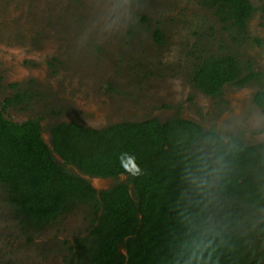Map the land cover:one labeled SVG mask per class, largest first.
<instances>
[{
	"label": "trees",
	"instance_id": "1",
	"mask_svg": "<svg viewBox=\"0 0 264 264\" xmlns=\"http://www.w3.org/2000/svg\"><path fill=\"white\" fill-rule=\"evenodd\" d=\"M199 4L215 10L233 44L246 38L248 0ZM154 37L163 43L159 29ZM223 50L202 57L193 73L195 86L210 96H220L227 83L261 77L250 60ZM256 100L264 105V92ZM13 104L0 102L4 200L40 230L85 207L90 227L71 247L73 264H264V142L226 141L215 129L178 118L101 130L55 124L50 147L39 121L5 117ZM85 176L117 183L97 192Z\"/></svg>",
	"mask_w": 264,
	"mask_h": 264
},
{
	"label": "rangeland",
	"instance_id": "2",
	"mask_svg": "<svg viewBox=\"0 0 264 264\" xmlns=\"http://www.w3.org/2000/svg\"><path fill=\"white\" fill-rule=\"evenodd\" d=\"M196 4V0H0V101L23 95L5 117L15 122L42 119L45 141L51 145L52 125L78 123L101 129L142 122L161 114L158 101L174 91L181 98L173 106L183 110V116H198L226 138L241 136L248 145L264 142V111L252 99L264 92V69L259 66L264 54L254 41L229 52L250 60L261 77L241 87L227 85L205 121L208 101L192 84L200 58L197 62L187 49L193 30V23H188L201 24L204 17L200 27L204 30L195 29L201 37L204 33L210 37L205 27L215 23L206 10L187 11ZM251 22L255 24V19ZM259 26H264L261 21ZM157 29L163 32L162 44L154 37ZM222 39L218 29L203 45L206 53L232 46ZM11 82L22 84L11 89ZM91 180L98 189L117 183ZM85 211L77 207L44 229L30 228L5 202L0 188V264H73L71 247L90 227Z\"/></svg>",
	"mask_w": 264,
	"mask_h": 264
},
{
	"label": "flooded vegetation",
	"instance_id": "3",
	"mask_svg": "<svg viewBox=\"0 0 264 264\" xmlns=\"http://www.w3.org/2000/svg\"><path fill=\"white\" fill-rule=\"evenodd\" d=\"M252 7H253V12L252 14L250 15V17L248 18V21H247V28H246V38L244 39V36H239V43L238 44H233L232 41H231V38L229 36V33L227 31H225L223 29L224 27V24L221 23L217 17H215V10L212 9V8H209L208 6H204V5H200L199 4V0H196V5L197 6H191L187 11H190L192 12L193 11V8L194 7H197L198 9H203V10H206L209 12V14H211L212 16L214 15L213 17V22L215 24H211L209 26V28H206L205 27V30L208 29L210 30L211 32V38H214V35L215 33H217V30L219 29L221 34H222V37L223 39L225 38L228 42V44L232 45H228L230 47H228L227 49L223 50L224 52H229V48L233 47V48H236V47H241L243 48L244 45H246V43L250 42V41H254L255 44H256V50L260 51V49H262V52L264 54V26H259V21H261L264 25V0H257V2L253 3L251 0H248ZM200 5V6H199ZM194 14V12L192 13ZM191 14V15H192ZM205 15V14H204ZM183 16V15H182ZM187 16H190L189 12H187ZM203 18V21L201 24H195L192 20L189 21L188 24H191L193 23V30L191 31V36H192V42L191 44L187 47L188 51L193 55V58L198 62V59L202 58V57H207L209 56L210 54H214L216 51H213L211 53H206V50L203 48V45H205L206 43H208V39H210V37L208 36V34L204 33V36L201 37V32L200 33H197L195 29H198L200 28L201 26L203 27V23H205L206 21H204V17ZM253 19H255V24H253V22H251ZM27 21V24H29V21L26 19L25 22ZM206 26V25H205ZM200 29H203V28H200ZM204 30V29H203ZM160 31L162 32V30L160 29ZM194 32V33H193ZM163 33V32H162ZM193 34V35H192ZM199 38H201L199 40ZM163 39H164V36H163ZM164 42V40H163ZM212 42V41H211ZM211 50H214V49H211ZM218 52V51H217ZM203 53V55H202ZM223 53V52H221ZM240 58V57H239ZM241 60H244L242 58H240ZM247 60V59H245ZM262 62V65H259L260 67H262L264 69V58L261 60ZM200 63V62H199ZM199 65V64H198ZM197 65V66H198ZM243 68L245 66H242ZM194 68L196 69L197 67L194 66ZM195 71V70H194ZM193 71V73H194ZM264 72V70L262 71ZM254 80V79H253ZM246 81H249L248 79ZM246 83V82H245ZM245 83L242 84V81H238V82H234V83H227L223 86V89H225V87L227 85L229 86H233L235 85L236 87H241L242 85H244ZM249 83V82H248ZM22 84L21 82H11L10 84V88L11 89H16L17 87H19V85ZM192 84L194 86V88L198 91V94L200 95H203L206 100L208 101V108L204 109L205 110V113H204V116H205V121L208 123V118H207V114L210 112V110L214 107L213 103L215 100H218L219 96H210V95H207L205 93H203L202 91H200L196 86H195V83L193 81V75H192ZM0 88H1V84H0ZM222 89V91H223ZM172 91V90H170ZM174 92V91H173ZM173 92H168L167 95L165 96V101L162 99L161 101H158L159 102V107L161 108V114L159 115H154L153 118H150V119H157L158 121H160L161 123H166L167 121L169 120H174V119H183V120H187V121H191V122H194L196 124H198L199 126H201L203 129H206V130H211L210 127H208V124L205 126L204 123L202 122L201 119L198 118V116L196 117L195 115H190V117H187V116H183L182 113H183V110H180L179 107L176 105L175 107L173 106L174 103L178 104L179 100L181 97H177L175 93ZM21 95L23 97V95L21 93H17V94H14L13 95H10L9 97L3 99V102H1L3 105H6V101L8 99H13L14 102L16 99V96L17 95ZM253 99V103L256 105V107L261 111H264V105L262 104H259L260 101L256 100V95H253L252 97ZM18 101H21V100H17ZM241 106L243 108L246 107L247 105V102L243 101L240 103ZM11 106H9L7 108V110L10 109ZM127 114V113H126ZM142 114V113H140ZM129 115V114H127ZM148 119V120H150ZM30 120H34V121H39L40 125H41V133H42V136L45 140V135H44V129H45V126L43 124V120L42 119H30ZM28 120V121H30ZM28 121H23V122H28ZM147 121V120H145ZM15 122V121H14ZM22 121L21 122H18V123H23ZM131 123V122H130ZM133 123V122H132ZM135 123V122H134ZM53 126V125H52ZM52 126L49 128V139L52 141V135L50 133L51 131V128ZM84 126V125H83ZM86 127V126H85ZM108 127V126H107ZM89 128V127H88ZM106 128V127H105ZM96 129V128H95ZM101 129H104V128H101ZM101 129H97V130H101ZM227 141L228 138L224 137ZM242 140L244 142V138L242 137ZM50 141V142H51ZM245 143V142H244ZM246 144V143H245ZM248 145V144H246ZM73 168V167H72ZM76 173L80 174L76 169H74ZM89 177V176H88ZM92 178H96V177H89V181L91 183V185L94 187L93 183H92ZM103 179V178H101ZM123 180H125L126 178L125 177H122ZM114 180V179H113ZM112 186L110 187H107V188H103V189H98L96 187H94V189L97 191V192H101L103 190H107L109 188H111Z\"/></svg>",
	"mask_w": 264,
	"mask_h": 264
},
{
	"label": "clouds",
	"instance_id": "4",
	"mask_svg": "<svg viewBox=\"0 0 264 264\" xmlns=\"http://www.w3.org/2000/svg\"><path fill=\"white\" fill-rule=\"evenodd\" d=\"M137 174H139V171H138ZM198 248H199V244L196 243V242H194V249H198ZM196 258H197V252L194 251V252H193V257H192V259H196Z\"/></svg>",
	"mask_w": 264,
	"mask_h": 264
},
{
	"label": "water",
	"instance_id": "5",
	"mask_svg": "<svg viewBox=\"0 0 264 264\" xmlns=\"http://www.w3.org/2000/svg\"><path fill=\"white\" fill-rule=\"evenodd\" d=\"M51 147V145H49ZM54 156L60 161V162H64L56 153L54 154ZM86 179H89L88 176H85ZM124 254H126V251H123Z\"/></svg>",
	"mask_w": 264,
	"mask_h": 264
}]
</instances>
